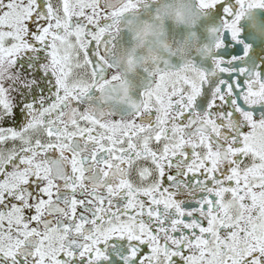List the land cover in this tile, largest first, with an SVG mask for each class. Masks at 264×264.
I'll return each mask as SVG.
<instances>
[{"label": "snow or ice", "instance_id": "6c2138e0", "mask_svg": "<svg viewBox=\"0 0 264 264\" xmlns=\"http://www.w3.org/2000/svg\"><path fill=\"white\" fill-rule=\"evenodd\" d=\"M189 3L203 46L184 54L161 11ZM253 9L0 0V264H264Z\"/></svg>", "mask_w": 264, "mask_h": 264}, {"label": "water", "instance_id": "95a60500", "mask_svg": "<svg viewBox=\"0 0 264 264\" xmlns=\"http://www.w3.org/2000/svg\"><path fill=\"white\" fill-rule=\"evenodd\" d=\"M161 19L162 28L172 47L180 48L184 54H192L198 47L203 46L200 39L202 20L191 3L179 10L176 8L162 9ZM124 47L127 49L136 47L137 54L141 51L129 37L124 39Z\"/></svg>", "mask_w": 264, "mask_h": 264}, {"label": "flooded vegetation", "instance_id": "af4514ba", "mask_svg": "<svg viewBox=\"0 0 264 264\" xmlns=\"http://www.w3.org/2000/svg\"><path fill=\"white\" fill-rule=\"evenodd\" d=\"M159 1L160 0H158V2ZM146 2H151V0H146ZM262 14H264V9H253L245 15V17L242 19V22L248 23L250 20L258 21L261 19ZM93 46H94V42H93Z\"/></svg>", "mask_w": 264, "mask_h": 264}]
</instances>
